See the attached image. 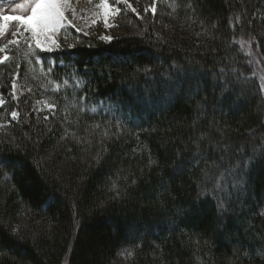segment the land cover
<instances>
[{"label":"trees","instance_id":"trees-1","mask_svg":"<svg viewBox=\"0 0 264 264\" xmlns=\"http://www.w3.org/2000/svg\"><path fill=\"white\" fill-rule=\"evenodd\" d=\"M110 2L111 41L67 27L57 51L4 49L0 264H264V85L240 46L264 61V0ZM37 100L57 104L51 131ZM206 171L238 172L223 209Z\"/></svg>","mask_w":264,"mask_h":264},{"label":"snow or ice","instance_id":"snow-or-ice-1","mask_svg":"<svg viewBox=\"0 0 264 264\" xmlns=\"http://www.w3.org/2000/svg\"><path fill=\"white\" fill-rule=\"evenodd\" d=\"M71 0H26V3H18L14 7L11 8V12L15 13L17 10H24L26 8L30 7V15L24 16V15H11L7 14L6 10L3 8H0V21L9 22V21H17L19 22L23 28L26 31L31 32L32 41L35 44L36 48H40L42 50H47L44 47V44L41 40V37L47 38L50 34H54L60 29L64 28L67 23V18L65 15V5L69 4ZM122 2L124 5L129 7L132 12H136V9L132 7L128 0H117V3ZM156 0H152V7L151 12L153 16L156 15ZM98 7L102 10V13L105 17V24H107V16L109 14V11L119 13L121 11L120 8H111L109 7V0H99ZM175 7H173V11H175ZM145 12L148 11V8L144 9ZM139 15V13H137ZM4 25L0 24V36L4 34ZM12 36H17V33L15 31L12 32ZM101 40L105 41H111L113 38L111 36H101ZM10 44L15 45L18 43L17 40L13 39L9 41ZM6 47V46H5ZM29 49H32V45H28ZM24 55L26 57L33 56V52H25ZM9 59V56L5 55L3 59H0V64H4L5 61ZM29 63H32V60L28 61ZM36 63H43L42 59L39 57H36ZM50 71V69H49ZM223 71V69L221 70ZM18 75V74H17ZM67 83V82H65ZM13 89V93L15 94V89L17 87V84L15 80L13 81L11 85ZM59 87V85H57ZM31 91V88L28 89ZM80 100H85L86 96H80ZM36 103L40 104L43 103L47 106L49 114L44 115L42 118L37 116V120H41L45 123V126L48 131L52 130V125L49 122V115H55V109L57 107L56 102L48 103V101H36ZM103 103V102H101ZM65 110H67L68 107L78 108L81 109L84 107L83 104H66ZM92 111H96L95 108L91 109ZM33 111H36L35 107L33 108ZM39 111L43 112L44 108L42 107ZM11 119L12 121H16L18 124L20 123V113L18 111H12L11 112ZM119 127V125H117ZM95 127H99V125H95ZM4 125L0 124V129H3ZM67 129L64 131V135L61 137V139H64L67 136ZM27 135V133H25ZM74 135V134H73ZM107 135V133H105ZM18 147V145H17ZM150 163H155V161L150 160ZM0 167H4L3 163H0ZM229 176H233L235 179L239 180L238 172H220L218 176L213 177L210 175L207 171L204 173L201 181L200 187V193L199 195L202 196H208L212 195L214 199L219 200V206L223 209L224 208V198L219 197L217 194L223 192L224 190V182L228 181ZM135 183V181H132ZM211 182V183H210ZM115 182L113 183V188H115ZM120 193L117 192L116 195L118 196ZM14 231H18V229H14ZM127 254L128 256H131L133 253L130 249H124L121 252V255ZM262 256H264V253H260Z\"/></svg>","mask_w":264,"mask_h":264},{"label":"rangeland","instance_id":"rangeland-1","mask_svg":"<svg viewBox=\"0 0 264 264\" xmlns=\"http://www.w3.org/2000/svg\"><path fill=\"white\" fill-rule=\"evenodd\" d=\"M110 1L111 0H109L110 9L118 7L117 5L112 4ZM113 1L117 2V0ZM18 3H26V0H0V8H3L4 10H6L7 14L11 15H30V7L22 11L17 10V12L12 13L11 8ZM128 3L136 9V12H132L131 9L126 6L127 12L135 14L138 18H141L143 13H146L144 11L145 8H148V11H151L152 5H148L144 7L142 12L139 0H128ZM98 4L99 1L95 2V0H71L69 4L64 6L65 15L67 18L65 27L72 26L79 33L85 35H91L93 32H97L98 34H100V36H111L113 38V28L117 25V18L120 12L115 13L109 11V14L107 16V24H105V17L102 13V10L98 7ZM119 4L123 3L119 2ZM137 13H139V15H137ZM0 24L4 25L5 29L4 34L0 36V59L3 56L5 46L10 44V40H17L18 43H16V45L19 46H25L29 44L35 46L34 42L32 41L31 32L26 31L19 22L0 21ZM13 31L17 33V36H12ZM58 32L59 31L54 34H50L47 38L41 37V40L47 51H57L63 48V46L59 42ZM240 44L242 52L247 57L249 63L252 64L255 68V72L257 71V74L260 75L259 77L261 78V82H263L264 85V61L263 58L259 55L254 42L251 40L244 41L241 39ZM15 82L17 84V87L15 89V94L13 93V95L16 99H21L23 96L30 94V91L28 90L29 86L27 84V81L25 80L23 72L19 73L16 76ZM1 104L2 102L0 101V106ZM34 107L36 111H33ZM42 107L44 108L43 112L39 111ZM32 113L34 115H40L49 112L46 105H44L43 103L38 104L35 101L34 105H32Z\"/></svg>","mask_w":264,"mask_h":264}]
</instances>
